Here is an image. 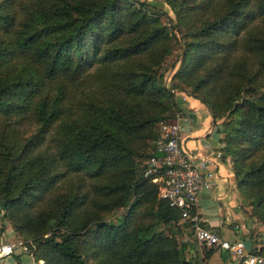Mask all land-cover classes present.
<instances>
[{
	"label": "trees",
	"instance_id": "obj_1",
	"mask_svg": "<svg viewBox=\"0 0 264 264\" xmlns=\"http://www.w3.org/2000/svg\"><path fill=\"white\" fill-rule=\"evenodd\" d=\"M165 2L173 28L146 0H0V213L36 241L43 264H206L212 248L186 260L184 245L155 229L178 223L179 210L137 173L157 155L159 123L173 115L157 71L176 41L175 77L214 120L232 119L221 150L264 215V0ZM226 46H240L242 59L205 68ZM85 178L92 186L83 189ZM38 199L42 208L30 211ZM118 207L127 210L116 223L100 220Z\"/></svg>",
	"mask_w": 264,
	"mask_h": 264
},
{
	"label": "crops",
	"instance_id": "obj_2",
	"mask_svg": "<svg viewBox=\"0 0 264 264\" xmlns=\"http://www.w3.org/2000/svg\"><path fill=\"white\" fill-rule=\"evenodd\" d=\"M182 116V142L186 149L195 156V161L207 159L205 168L214 173L215 177L211 187L201 192L198 211L203 219V225L222 238L233 241L241 239L248 249L259 244L264 251V226L252 224L251 220L244 216L239 200V189L232 167V159L229 154L221 149L222 134L219 121L214 120L209 109L198 99L188 96L181 105ZM220 153V157H216ZM4 226V222L0 221ZM255 226H257L255 228ZM0 227V228H1ZM3 227L0 241L13 242L16 236L12 229ZM186 254L198 256L201 259L202 249L187 245ZM40 262V261H39ZM206 264H244L242 260L233 258L227 251L212 249ZM0 264H39L32 260L31 256L15 250L9 257L0 259Z\"/></svg>",
	"mask_w": 264,
	"mask_h": 264
},
{
	"label": "built area",
	"instance_id": "obj_3",
	"mask_svg": "<svg viewBox=\"0 0 264 264\" xmlns=\"http://www.w3.org/2000/svg\"><path fill=\"white\" fill-rule=\"evenodd\" d=\"M182 125L181 115L159 123L160 134L154 147L157 155L150 156L141 164L143 176L157 185L160 199L179 210L180 221L190 223L193 237L201 249H221L244 264H264V252L259 244L248 249L243 240L224 239L203 225L198 211L199 197L201 192L211 187L215 175L206 170L207 159L196 162L195 156L184 146ZM216 157H220V153H216ZM16 249L31 253V247L25 241H0V259L13 255Z\"/></svg>",
	"mask_w": 264,
	"mask_h": 264
},
{
	"label": "rangeland",
	"instance_id": "obj_4",
	"mask_svg": "<svg viewBox=\"0 0 264 264\" xmlns=\"http://www.w3.org/2000/svg\"><path fill=\"white\" fill-rule=\"evenodd\" d=\"M147 2L151 3L148 6V9L151 12L156 13V15H158L161 19V21L163 23H165L167 26L173 28V24L175 22V16L173 14V12L170 10L169 6L167 5V3L165 2V0H146ZM251 3L253 4V0H250ZM253 21V20H252ZM258 24V26H260L262 24L261 20H254L252 25L254 24ZM179 35V33L177 32V36ZM225 46V45H224ZM213 54H211L212 56ZM243 56V52H242V48L240 46H237L234 49L229 50L226 46V50L224 51V53L222 55H216L213 56L211 59L208 58V60L206 61V63H204V67L205 68H209L210 67L214 68V65L216 64H220L223 62V60L225 61V64H229L231 65L235 59L241 58L242 59ZM246 56V63L252 67V69H256L257 65H256V60L250 56V55H245ZM181 58H182V44L180 41H176V43H174L173 45V51L170 55L166 56L160 66V68L158 69L157 73L161 74L163 76V78L161 79V83L163 84H167L168 87L170 88L171 92L173 93L174 96V103L172 105V112L173 115H171L170 117H168L167 119H176L177 116L181 115L182 109H181V105L185 102L186 98L188 96H191L190 94H192V89L189 86H186L185 84H183L182 82L179 81V79L177 77H175V74L177 73V71L179 70L180 64H181ZM206 70L204 68L200 69V72H205ZM225 75H222L220 79L224 78ZM215 90L218 91V86L214 85ZM192 97V96H191ZM166 120V119H165ZM231 118L229 117H222L220 119H218L219 121V126H220V130H223V128H230L231 127ZM18 127L20 128V130H27V129H32V125L31 124H20L18 125ZM153 129L157 130V124L153 125ZM27 135H29V131L27 132ZM222 136L225 137L226 133L223 132ZM146 143V147H144L141 152H146V154L150 151V146L148 144H150L149 142H145ZM148 143V144H147ZM227 154L230 155V152H226ZM144 159V157H140L139 158V162L140 160ZM137 173L140 174L141 173V164L137 165ZM67 178H69L73 183L78 184L79 182V177L76 175H70L67 174ZM68 179V180H69ZM63 181H59L56 184V189L54 191L55 194L61 192L65 187L64 185H62ZM92 186V181L88 178H85V183L83 185V189H86L87 187H91ZM50 197V193H47L44 195V199L47 200ZM44 199H38L34 205L32 206V208H30L29 210L34 212L37 211V209L42 208L44 202ZM239 200L241 202L240 208L244 214V216H246L247 218H249V220H251L252 224H257V225H261L264 226V215H259L257 214L254 209H252L253 204H251V199L247 198L245 196V194L239 190ZM127 208L126 207H118L113 211H109V212H101L99 214L100 220H104L107 222H112V223H116L119 219V217L121 215H124L126 213ZM93 218H96L95 216ZM0 221L4 222V226H7V228L12 229V232L14 233V235L16 236V240H22L25 241L29 247H31V253L28 254L31 256L32 260L39 263V264H43V260L39 259L37 260L36 258V254H37V246L38 244L36 243V241H34L33 238H31L29 235H27L26 233H22V234H18L12 227V222L8 219V218H3V213H0ZM149 221V220H148ZM3 224H0V227ZM2 226L0 228V235L2 234V230L3 227ZM257 226H255L256 228ZM155 229L159 232H162L166 235H173L176 238V241L183 246L184 249V259L189 260V259H194L195 260H200V258H197L196 256H189L188 254H186V251H188L186 249V246H192V248H196L197 247V242L195 241L194 237L192 236V232H190L182 223L181 221H179L178 223H173L171 226H169L168 224H163L160 223L158 224ZM27 236V237H26ZM93 247V246H91ZM35 251V253H34ZM41 261V263L39 262Z\"/></svg>",
	"mask_w": 264,
	"mask_h": 264
}]
</instances>
